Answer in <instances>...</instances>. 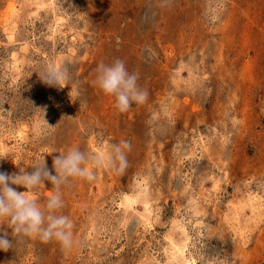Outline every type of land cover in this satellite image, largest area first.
Returning <instances> with one entry per match:
<instances>
[{"label": "rangeland", "instance_id": "rangeland-1", "mask_svg": "<svg viewBox=\"0 0 264 264\" xmlns=\"http://www.w3.org/2000/svg\"><path fill=\"white\" fill-rule=\"evenodd\" d=\"M116 60L147 94L125 112L95 83ZM122 142V171L61 186L72 246L4 220L0 264H264V0H0V172Z\"/></svg>", "mask_w": 264, "mask_h": 264}, {"label": "clouds", "instance_id": "clouds-1", "mask_svg": "<svg viewBox=\"0 0 264 264\" xmlns=\"http://www.w3.org/2000/svg\"><path fill=\"white\" fill-rule=\"evenodd\" d=\"M96 72L95 83L104 94L115 97V107L120 112L127 111L132 103L140 104L146 99L147 94L138 88L137 76L127 71L123 61L116 60L110 65L101 63ZM39 79L48 87L62 89L70 87L71 77L65 66L48 64L42 68ZM75 87L72 83L71 91ZM128 147L126 142L111 144L103 155H90L77 147L69 148L66 153L53 158L54 175L47 168L45 157L39 158L30 172L26 168H19L16 174L0 172V221L7 220L16 235L38 237L45 243L54 239L65 248L71 247L72 221L68 216L58 214L64 207L61 186L70 178L93 180V169L97 167L122 171L127 166L124 150ZM46 181L52 188L46 202L41 204L33 198L32 192L41 185L45 187ZM13 186L26 191L19 192ZM10 249L12 241L7 232H0V251Z\"/></svg>", "mask_w": 264, "mask_h": 264}]
</instances>
